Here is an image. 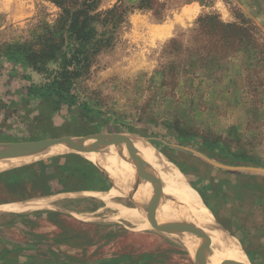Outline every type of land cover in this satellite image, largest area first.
<instances>
[{"label":"rangeland","instance_id":"1","mask_svg":"<svg viewBox=\"0 0 264 264\" xmlns=\"http://www.w3.org/2000/svg\"><path fill=\"white\" fill-rule=\"evenodd\" d=\"M140 1H101L99 10L117 5L122 16L115 28L97 24L99 33L112 34V44L78 78L79 101L57 107L41 87L46 75L25 55L38 35L54 28L59 8L49 0H0V144L140 138L173 167L210 177L211 196L242 228L244 235L235 230L240 245L209 220L212 233L226 243L218 244V236L205 264H218L217 250L225 245L248 264H264V172L246 169H264V0H144L145 7ZM127 165L139 182L148 173L140 158H127ZM175 174L186 180L177 168L171 178ZM191 189L189 202L214 218ZM115 200L127 205V194ZM16 203L0 209L12 211ZM210 206L225 222L221 210ZM74 212L61 209L59 227L41 214L26 218L20 242L5 239L3 264H198L194 249L116 218L109 204L94 213Z\"/></svg>","mask_w":264,"mask_h":264},{"label":"crops","instance_id":"2","mask_svg":"<svg viewBox=\"0 0 264 264\" xmlns=\"http://www.w3.org/2000/svg\"><path fill=\"white\" fill-rule=\"evenodd\" d=\"M89 152H99L100 155L105 154L106 157L98 156L95 159L89 155ZM33 155L17 160L16 158L3 159L0 163L26 160ZM39 155L43 157L0 168V207L30 199L49 200V206L35 210L20 212L0 209V264L4 262V250L7 249L5 239L11 238L15 242H20V235L25 231L21 225L26 222V218L41 214L47 223L59 227L58 221L62 220L61 209L94 213L105 207L107 202L91 195L92 192H119L124 189L132 191L139 183V179L127 165V158L131 157L127 154L125 145L124 147H100L92 151L68 148L47 155L45 153ZM138 155L139 157L132 158L143 160L140 157L141 154L138 153ZM176 168L185 176L189 185L198 192L203 204L213 214L215 221L241 245L242 242L239 236L237 237L236 231L238 230L239 235H244L243 230L234 224L226 210H223L222 206L211 196V178L198 177L195 172L182 165H177ZM78 183H84V186L78 187ZM130 192L127 195V206L134 207ZM115 198H111V201H116ZM210 204L221 210L225 222L216 216ZM127 222L134 225L128 220ZM26 232L29 231L26 230ZM246 251L244 250L248 253V250Z\"/></svg>","mask_w":264,"mask_h":264},{"label":"bare ground","instance_id":"3","mask_svg":"<svg viewBox=\"0 0 264 264\" xmlns=\"http://www.w3.org/2000/svg\"><path fill=\"white\" fill-rule=\"evenodd\" d=\"M118 138L119 137L117 136L112 138H109L107 136H89V138L85 140L83 144H80L79 138L73 137L72 142H63L52 145L47 149L41 150L39 154L98 144L104 141H108L109 139L120 141L121 143L119 145L122 146L117 147H124V145L129 148L134 147L137 153L141 154L140 157L143 159L144 165L148 172L147 175L144 176L143 179L139 182L136 188L131 192H92V195H95L99 199L107 202V204H109L111 208L115 210L116 218L128 220L134 223L136 227H138V229L151 228L157 232H162L166 235H169L170 237L178 239L184 245V247L192 248L194 250L199 247L204 251V261H206L208 251L213 245V242L219 236V233L217 231L212 233L210 222L213 223L215 227H219L221 231L225 232L223 228L216 223L210 213L200 214L198 208H195L189 202L193 198V190L190 186H188L183 176L179 178L175 174L174 178H171V174L173 175L176 172V167H173L171 162L166 160L162 155L154 151L152 148H147L143 140L140 138ZM113 146L115 145H103L99 146V148ZM34 151L35 150L32 149L31 146L22 145L19 143L0 144V160L31 156L34 154L32 157L26 160L0 163V168L18 163H26L27 161H32L39 157H43L38 153H34ZM180 181L184 182L189 201L187 199L186 193L181 188ZM161 187V194L159 196L158 191ZM129 192L132 195V199H134L136 203H138L139 208L129 207L127 205L114 203L111 201V198L116 197V194L118 196H124L125 194L128 195ZM48 202L49 200L44 199H30L14 204L12 206V211L23 212L28 210H35L47 205L49 206ZM195 205H198L202 211L204 210V208L199 203H196ZM205 216H207L209 219ZM177 221H184L188 223L192 228L193 234H179L174 229V226L172 224L173 222ZM168 230H172L175 235H171ZM227 236L232 243L234 239L228 234ZM224 242L226 243V239L220 233L218 244H222ZM226 246L227 245L221 246L217 250L218 264H248L247 261L240 255L237 249H235L233 246H230L227 249ZM192 252L194 253V251ZM239 257L242 259H240Z\"/></svg>","mask_w":264,"mask_h":264},{"label":"trees","instance_id":"4","mask_svg":"<svg viewBox=\"0 0 264 264\" xmlns=\"http://www.w3.org/2000/svg\"><path fill=\"white\" fill-rule=\"evenodd\" d=\"M49 1L59 8L55 26L37 36L35 47L27 49L25 60L31 68L46 75L41 87L53 105L71 106L79 101L78 78L88 72L95 55L112 44V34L99 33L97 24L115 28L122 16L117 5L99 10L102 0ZM140 7H145L144 0L140 1ZM211 19L221 27V22ZM48 63H54L55 67L49 69ZM82 104L86 108L85 101Z\"/></svg>","mask_w":264,"mask_h":264},{"label":"water","instance_id":"5","mask_svg":"<svg viewBox=\"0 0 264 264\" xmlns=\"http://www.w3.org/2000/svg\"><path fill=\"white\" fill-rule=\"evenodd\" d=\"M120 135V134H118ZM93 136V135H91ZM95 136H107L109 138H112V137H115L117 136V134H114V135H95ZM72 138L71 136H65V137H61V138H55V139H46V140H41V141H37V142H30V143H19V144H22V145H27V146H31V147H34L35 148V151L34 153H39L41 150H44V149H47L48 147L52 146V145H56V144H59V143H63V142H72ZM79 138V143L80 144H83V142L85 140H87L89 138V136H86V137H78ZM121 142L118 141V140H113V139H109L108 141H104V142H101V143H98V144H93V145H88L85 148H82L80 150L82 151H92L94 149H98L99 146H103V145H112V144H120ZM126 148V151H127V154L132 158V157H139L137 151L135 150V148H131L129 149L127 146H125ZM246 169H250V170H255V171H260V172H264V169H258V168H246ZM161 189L162 187L159 189L158 191V195L160 196L161 194ZM173 226H174V229L179 233V234H190L192 235V228L191 226L184 222V221H180V222H173L172 223ZM194 257H195V260L198 264H205V261H204V251L202 249H200L199 247H197L195 250H194Z\"/></svg>","mask_w":264,"mask_h":264}]
</instances>
